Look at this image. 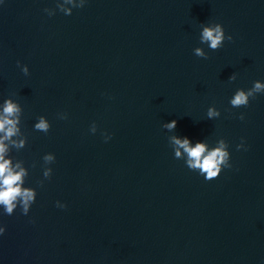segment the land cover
<instances>
[{
    "label": "water",
    "instance_id": "obj_1",
    "mask_svg": "<svg viewBox=\"0 0 264 264\" xmlns=\"http://www.w3.org/2000/svg\"><path fill=\"white\" fill-rule=\"evenodd\" d=\"M217 23L232 39L212 50ZM256 81L264 0H110L7 159L37 195L27 215L0 207V264H264V92L230 104ZM173 137L224 140L231 167L206 180Z\"/></svg>",
    "mask_w": 264,
    "mask_h": 264
},
{
    "label": "clouds",
    "instance_id": "obj_2",
    "mask_svg": "<svg viewBox=\"0 0 264 264\" xmlns=\"http://www.w3.org/2000/svg\"><path fill=\"white\" fill-rule=\"evenodd\" d=\"M64 3L71 4L72 8H78L83 7L85 0H78V2L77 0H64ZM57 7L66 15L72 13V8H64L60 3L57 4ZM45 11L47 12L48 9H45ZM49 15H53V13H49ZM200 39L201 43L208 44L210 49L217 50L222 47L225 39L231 40L232 37H226L223 26L217 23L204 26L202 28ZM194 54L198 57L205 59L208 58L205 51L199 47L194 49ZM21 70L25 75L29 74V69L26 65L22 66ZM229 79L234 80L235 76L232 75ZM261 92H264V84L260 81H256L254 82V86L247 91L238 89L231 98L230 104L236 108L247 106L250 97H254L257 93ZM18 111L19 109L17 105L11 100L5 102L3 109L4 116L0 118V132H5L4 139L15 134L17 121L11 119V117ZM219 115V111L213 108L208 109L207 116L209 118L218 117ZM240 118L243 119V115H241ZM176 124L177 122L173 120L165 125V127L173 129L176 127ZM35 128L47 133L50 129V124L43 116H41L39 122L35 125ZM91 131L93 133L96 131L95 124L92 125ZM173 142L175 145H178V148L175 151V157L179 158L181 156L180 149H183L188 157L187 167L192 171H198L206 180L210 181L217 178L223 168L231 167V164L229 163L230 154L228 152V145L224 140L219 141L218 145L211 150H209L206 144L202 142H197L194 147H191L187 137L184 139L173 137ZM237 147L239 149L240 147H243V145L241 144ZM4 152L5 147L3 141L0 140V207L4 209V212L7 215H12L19 206L22 213L27 215L31 205L35 202L37 195L36 190L21 186L23 184V177L26 175L25 170L20 169V171H13L10 167V161L4 160ZM43 159L44 162L48 164L54 162L55 157L53 154H46ZM51 173L52 169L46 168L43 174L47 179L51 177ZM58 206L63 207V205H59V203ZM4 231L5 228L0 227V234H3Z\"/></svg>",
    "mask_w": 264,
    "mask_h": 264
}]
</instances>
